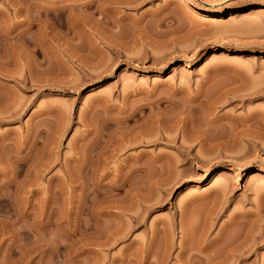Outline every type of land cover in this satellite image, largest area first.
Segmentation results:
<instances>
[{
	"label": "rangeland",
	"instance_id": "374dc122",
	"mask_svg": "<svg viewBox=\"0 0 264 264\" xmlns=\"http://www.w3.org/2000/svg\"><path fill=\"white\" fill-rule=\"evenodd\" d=\"M259 8L0 0V264H264Z\"/></svg>",
	"mask_w": 264,
	"mask_h": 264
},
{
	"label": "bare ground",
	"instance_id": "6f19581e",
	"mask_svg": "<svg viewBox=\"0 0 264 264\" xmlns=\"http://www.w3.org/2000/svg\"><path fill=\"white\" fill-rule=\"evenodd\" d=\"M99 9V8H98ZM101 10H102V7H101ZM264 16V10H260V8L256 11V13L257 14H260V13ZM256 14V15H257ZM261 15V16H262ZM163 67H166V65H164ZM243 78V77H242ZM240 79H241V75H240ZM243 80V79H242ZM250 117H251V115H250ZM245 123V122H244ZM247 126H248V124H247ZM247 128V127H246ZM249 129V128H248ZM241 130V129H240ZM245 131H246V129H245ZM245 131L243 132V133H245ZM237 132V131H236ZM241 132V131H240ZM242 132H241V134H243ZM234 135V134H233ZM232 135V136H233ZM235 136V135H234ZM233 136V137H234ZM236 138V137H235ZM239 138V137H238ZM233 139V138H232ZM236 140V139H235ZM242 140V139H241ZM230 141V140H229ZM231 142V141H230ZM233 142V141H232ZM231 142V143H232ZM229 143V142H228ZM236 143H237V141H236ZM236 143H234V144H236ZM238 143H239V141H238ZM241 144V143H240ZM228 145V144H227ZM230 145V144H229ZM233 145V144H232ZM235 146V145H234ZM238 146V145H237ZM85 160V159H84ZM88 160V159H87ZM86 160V161H87ZM153 160V159H152ZM86 163V162H85ZM223 171V170H222ZM234 174L235 173H233V170H228V171H224V172H221L220 174H219V176L218 177H221V180L222 179H224V181H230V180H232L233 179V177H234ZM258 175V174H257ZM257 175H256V177H257ZM155 176V175H154ZM262 177V180L260 179ZM232 178V179H231ZM257 178H259L261 181H264V174L263 175H261L260 177H257ZM155 179V178H154ZM11 181V180H10ZM12 182V181H11ZM223 182V181H222ZM125 185V184H124ZM114 187V186H113ZM123 188V187H122ZM128 189H130V188H128ZM131 191V190H130ZM134 191V190H133ZM136 192V191H135ZM241 243V242H240ZM239 243V244H240ZM243 244V243H242ZM238 245V244H237ZM245 246V245H244ZM240 247V246H239ZM204 248V247H203ZM202 248V249H203ZM231 248V247H230ZM234 248V247H233ZM233 248H232V250H233ZM236 248V247H235ZM234 248V249H235ZM239 249V248H238ZM241 249V248H240ZM205 250V249H204ZM203 250V251H204ZM235 250H237V248L235 249ZM247 250H248V248H247ZM238 251V250H237ZM242 251V250H241ZM246 251V250H245ZM244 251H242V252H236V253H234L233 251L231 252V255H229L228 254V256H229V258H227L229 261H227V263H229V264H231L230 262H234V261H237V260H242V253H243ZM247 252V251H246ZM228 253V252H227ZM230 253V252H229ZM202 255V254H201ZM199 256V255H198ZM227 256V255H226ZM215 262V261H214ZM241 262V261H240ZM243 262V261H242ZM210 262H208V264H209ZM216 263H218V261L216 262ZM212 264V263H211ZM220 264V263H219ZM222 264H223V262H222Z\"/></svg>",
	"mask_w": 264,
	"mask_h": 264
}]
</instances>
